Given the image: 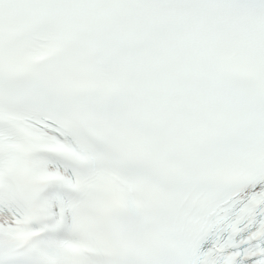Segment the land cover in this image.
<instances>
[{
  "label": "snow or ice",
  "instance_id": "1",
  "mask_svg": "<svg viewBox=\"0 0 264 264\" xmlns=\"http://www.w3.org/2000/svg\"><path fill=\"white\" fill-rule=\"evenodd\" d=\"M0 264H264V0H0Z\"/></svg>",
  "mask_w": 264,
  "mask_h": 264
}]
</instances>
